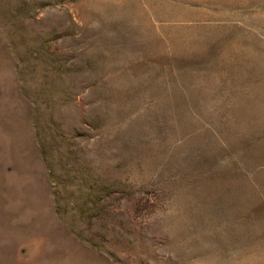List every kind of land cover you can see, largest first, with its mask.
I'll use <instances>...</instances> for the list:
<instances>
[{"label": "rangeland", "instance_id": "374dc122", "mask_svg": "<svg viewBox=\"0 0 264 264\" xmlns=\"http://www.w3.org/2000/svg\"><path fill=\"white\" fill-rule=\"evenodd\" d=\"M0 264H264V0H0Z\"/></svg>", "mask_w": 264, "mask_h": 264}]
</instances>
